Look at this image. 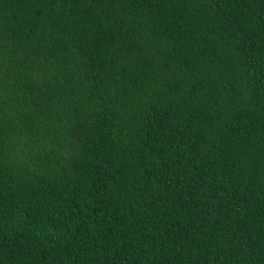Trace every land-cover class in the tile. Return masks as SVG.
Returning a JSON list of instances; mask_svg holds the SVG:
<instances>
[{
	"label": "trees",
	"instance_id": "trees-1",
	"mask_svg": "<svg viewBox=\"0 0 264 264\" xmlns=\"http://www.w3.org/2000/svg\"><path fill=\"white\" fill-rule=\"evenodd\" d=\"M0 264H264V0H0Z\"/></svg>",
	"mask_w": 264,
	"mask_h": 264
}]
</instances>
